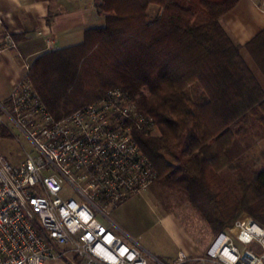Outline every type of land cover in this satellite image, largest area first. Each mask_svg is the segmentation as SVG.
Wrapping results in <instances>:
<instances>
[{"label": "trees", "instance_id": "1", "mask_svg": "<svg viewBox=\"0 0 264 264\" xmlns=\"http://www.w3.org/2000/svg\"><path fill=\"white\" fill-rule=\"evenodd\" d=\"M239 2L99 0L105 26L28 72L57 120L113 91L130 96L154 121L133 135L156 182L215 235L243 215L264 227V89L221 22Z\"/></svg>", "mask_w": 264, "mask_h": 264}, {"label": "built area", "instance_id": "2", "mask_svg": "<svg viewBox=\"0 0 264 264\" xmlns=\"http://www.w3.org/2000/svg\"><path fill=\"white\" fill-rule=\"evenodd\" d=\"M16 47L0 33V52ZM153 125L119 91L57 120L27 74L0 102V139L22 150L0 153V264H264V227L248 218L217 235L203 257L180 252L170 262L117 233L106 210L157 180L133 135Z\"/></svg>", "mask_w": 264, "mask_h": 264}, {"label": "crops", "instance_id": "3", "mask_svg": "<svg viewBox=\"0 0 264 264\" xmlns=\"http://www.w3.org/2000/svg\"><path fill=\"white\" fill-rule=\"evenodd\" d=\"M97 1L0 0V33L19 38L15 49L0 52V102L8 100L39 56L79 45L87 29L105 26ZM221 22L264 89V0H240ZM151 198L148 192L135 195L112 209L117 233L166 262L180 252L195 258L204 255L210 245L191 237L173 214L151 203Z\"/></svg>", "mask_w": 264, "mask_h": 264}, {"label": "rangeland", "instance_id": "4", "mask_svg": "<svg viewBox=\"0 0 264 264\" xmlns=\"http://www.w3.org/2000/svg\"><path fill=\"white\" fill-rule=\"evenodd\" d=\"M99 1V0H98ZM97 1V2H98ZM158 131H155V134ZM7 135L0 129V137H6ZM17 136L21 139L22 144L28 151H32V146L30 143L24 139L20 134L17 133ZM0 153L5 156H11L13 153L22 156V150L20 146L9 138L0 139ZM151 193L152 198L149 201L157 202L161 208H164L169 213L173 214L179 224L190 234L191 237L199 240L200 242H206L211 245L213 240L217 235H215L208 224L202 220L200 215L192 208L187 198L180 193L171 191L166 189L161 184L155 182L147 191L139 193L136 197L144 194ZM144 202L148 204L146 198H144ZM108 216L112 218V209L106 210ZM248 218L252 220L248 215L241 216L240 219ZM103 224L107 225L106 221L100 220ZM236 221V222H237ZM254 221V220H253ZM125 240V239H124ZM127 242V240H125ZM205 255V254H204ZM201 255L199 257H203ZM195 258V257H193ZM190 264H199V263H190Z\"/></svg>", "mask_w": 264, "mask_h": 264}]
</instances>
